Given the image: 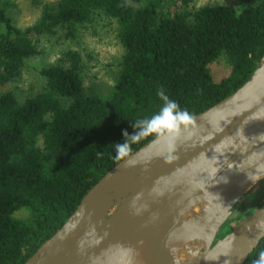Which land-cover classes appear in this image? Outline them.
Segmentation results:
<instances>
[{
    "label": "trees",
    "instance_id": "16d2710c",
    "mask_svg": "<svg viewBox=\"0 0 264 264\" xmlns=\"http://www.w3.org/2000/svg\"><path fill=\"white\" fill-rule=\"evenodd\" d=\"M175 4L168 14L163 0H55L19 26L9 14L14 1L0 0V85H8L0 91V264H21L62 224L117 162L114 146L125 141L123 133L135 134L134 121L159 112L161 89L191 116L249 77L264 53V0L241 8ZM99 15L115 21L124 48L108 94L85 83L76 49L42 65L34 91L21 96L10 85L40 52L37 37L73 39ZM221 55L228 71L216 79L212 64ZM22 206L31 210L26 219L13 216ZM261 250L264 236L241 264Z\"/></svg>",
    "mask_w": 264,
    "mask_h": 264
},
{
    "label": "water",
    "instance_id": "95a60500",
    "mask_svg": "<svg viewBox=\"0 0 264 264\" xmlns=\"http://www.w3.org/2000/svg\"><path fill=\"white\" fill-rule=\"evenodd\" d=\"M112 165L21 264H241L264 201L227 223L264 177V53L228 95Z\"/></svg>",
    "mask_w": 264,
    "mask_h": 264
},
{
    "label": "rangeland",
    "instance_id": "374dc122",
    "mask_svg": "<svg viewBox=\"0 0 264 264\" xmlns=\"http://www.w3.org/2000/svg\"><path fill=\"white\" fill-rule=\"evenodd\" d=\"M13 1L14 6L9 9V14L16 25L26 26L38 17L44 2L52 3L55 0H42L40 3H35L32 0ZM254 1L256 0H193V3L195 6H199L206 3L225 2L234 8H241ZM175 2L176 0H163V5H165L163 11L172 14L177 6ZM2 30L3 27L0 26V32ZM115 32V21L99 15L92 22L81 26L77 36L73 39L66 38L63 33L51 37H37L36 41L40 52L25 60L21 75L10 85L15 87L21 96L34 91L41 82L39 75L41 66L56 59L63 50L76 49L82 56L85 83L93 84L99 91L108 94L114 83L117 63L124 51ZM212 70L216 79L227 73L228 65L222 55L213 62ZM6 87L8 85H0V91ZM263 201H257L255 206ZM30 212L29 207L22 206L14 211L13 216L26 219L30 216Z\"/></svg>",
    "mask_w": 264,
    "mask_h": 264
},
{
    "label": "clouds",
    "instance_id": "9594fccd",
    "mask_svg": "<svg viewBox=\"0 0 264 264\" xmlns=\"http://www.w3.org/2000/svg\"><path fill=\"white\" fill-rule=\"evenodd\" d=\"M157 95L164 101L159 112L149 118L134 121L133 127L136 129V133L129 135L125 131L123 133L125 141L114 146V159L117 161L124 160L125 167L135 163L133 159H126L132 151V144L150 135L155 136L157 141L172 143L179 137L181 125H186L191 120V116L187 110H180L178 104L170 100L165 95L163 89ZM251 264H264V250L260 251L258 259L253 260Z\"/></svg>",
    "mask_w": 264,
    "mask_h": 264
},
{
    "label": "flooded vegetation",
    "instance_id": "af4514ba",
    "mask_svg": "<svg viewBox=\"0 0 264 264\" xmlns=\"http://www.w3.org/2000/svg\"><path fill=\"white\" fill-rule=\"evenodd\" d=\"M261 200H264V177L254 183L252 187L238 199L226 222L229 224L234 219L244 215L258 203L257 201Z\"/></svg>",
    "mask_w": 264,
    "mask_h": 264
}]
</instances>
